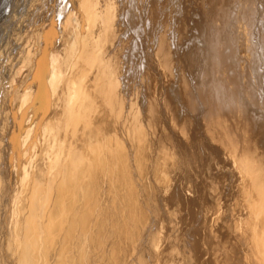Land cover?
Masks as SVG:
<instances>
[{
	"label": "bare ground",
	"instance_id": "1",
	"mask_svg": "<svg viewBox=\"0 0 264 264\" xmlns=\"http://www.w3.org/2000/svg\"><path fill=\"white\" fill-rule=\"evenodd\" d=\"M190 7L53 8L0 92V264H264V0H195L186 52Z\"/></svg>",
	"mask_w": 264,
	"mask_h": 264
},
{
	"label": "rangeland",
	"instance_id": "2",
	"mask_svg": "<svg viewBox=\"0 0 264 264\" xmlns=\"http://www.w3.org/2000/svg\"><path fill=\"white\" fill-rule=\"evenodd\" d=\"M40 1L39 0H0V92L3 85L6 84L9 78L11 79L15 75L14 74L16 72L15 68L19 65L20 62H22V60L24 61V57L27 55V51L30 49L31 44L33 45L34 43H37L38 50H40L42 47V42H44L43 38L46 32H47L46 35H48V37L52 35L51 29L50 28L48 29L46 25L47 22L51 20L50 18H56L52 15V10L56 6L54 10L58 12L57 9L59 8L60 0H58V2L57 0H50L49 2L46 3L43 2L44 0H40ZM61 1L62 4H66L67 0H61ZM187 2L188 4L191 5L190 14L192 15V18H187V24H188L187 33L183 36L181 40V43L186 44V46H183L180 50L186 52L193 49L195 46L200 47L202 42L200 39L201 36L198 34L199 32L202 31L200 28L201 23L199 18H196L194 15V11L196 10L195 0H187ZM33 6H36L34 10L37 12V17L36 20H34L33 18V20L31 21L32 18L31 15L36 14V12L34 13ZM27 11L29 12L31 11L30 15L29 12L27 14ZM34 21L35 23H33ZM35 25L37 26L36 31H34L35 35L33 33L31 36L30 33L32 30L30 28H33ZM23 35L25 37H23ZM259 49L260 48L257 49L258 52H260ZM259 65H260L259 70L261 71L264 68V60L262 58L259 61ZM1 108H2V103L0 102V109ZM0 145H1V141H0ZM210 156H212L211 166L215 171L214 175L216 176L219 175V177L223 176V174L221 173L222 160L217 155L215 156V153L211 154ZM186 238L190 240V234H187ZM190 248H191L190 245L186 243L185 250L189 251Z\"/></svg>",
	"mask_w": 264,
	"mask_h": 264
}]
</instances>
